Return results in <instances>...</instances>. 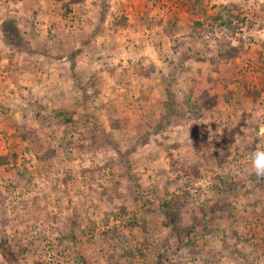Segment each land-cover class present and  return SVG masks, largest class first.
Masks as SVG:
<instances>
[{"label": "rangeland", "instance_id": "obj_1", "mask_svg": "<svg viewBox=\"0 0 264 264\" xmlns=\"http://www.w3.org/2000/svg\"><path fill=\"white\" fill-rule=\"evenodd\" d=\"M263 24L264 0H0V264H264Z\"/></svg>", "mask_w": 264, "mask_h": 264}, {"label": "trees", "instance_id": "obj_2", "mask_svg": "<svg viewBox=\"0 0 264 264\" xmlns=\"http://www.w3.org/2000/svg\"><path fill=\"white\" fill-rule=\"evenodd\" d=\"M70 1L72 3H81L83 0H70ZM197 24L201 25V23H197ZM228 24H229V22L226 21V20H222V22H221V26H223L225 28L226 27L227 28L230 27V26H228ZM218 53L222 54L223 53L222 49L219 48ZM223 54H225V53H223ZM229 55H231V54H229ZM216 99H217L216 95L213 96V95L209 94V92H205L204 96H203V100L204 101L201 102V103H199V101L198 102L195 101V103H197V105L200 104V108H203V106L206 107L207 105H210L212 107V106H215L217 104ZM8 160L9 159H8L7 156H0V162H2V161H6L7 162ZM181 199L182 200H178V201H175V202L174 201L172 202L171 200H167V201L163 202V204H162L163 206L162 207H163V209H166V210L170 211V213H172V214H174V216H176L179 211H181L183 209L185 210L186 206L189 204L188 195L187 194H184V196ZM179 205H180V207H179ZM179 208H180V210H179Z\"/></svg>", "mask_w": 264, "mask_h": 264}, {"label": "clouds", "instance_id": "obj_3", "mask_svg": "<svg viewBox=\"0 0 264 264\" xmlns=\"http://www.w3.org/2000/svg\"><path fill=\"white\" fill-rule=\"evenodd\" d=\"M254 167L258 176H264V151H257L253 158Z\"/></svg>", "mask_w": 264, "mask_h": 264}, {"label": "built area", "instance_id": "obj_4", "mask_svg": "<svg viewBox=\"0 0 264 264\" xmlns=\"http://www.w3.org/2000/svg\"><path fill=\"white\" fill-rule=\"evenodd\" d=\"M263 132H264V129L261 130V133H263Z\"/></svg>", "mask_w": 264, "mask_h": 264}]
</instances>
